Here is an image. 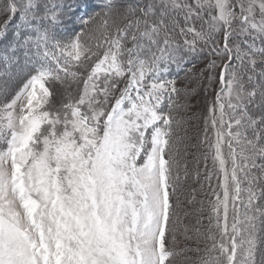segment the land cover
Wrapping results in <instances>:
<instances>
[{
    "label": "snow or ice",
    "instance_id": "1",
    "mask_svg": "<svg viewBox=\"0 0 264 264\" xmlns=\"http://www.w3.org/2000/svg\"><path fill=\"white\" fill-rule=\"evenodd\" d=\"M0 264H264V0H0Z\"/></svg>",
    "mask_w": 264,
    "mask_h": 264
},
{
    "label": "trees",
    "instance_id": "2",
    "mask_svg": "<svg viewBox=\"0 0 264 264\" xmlns=\"http://www.w3.org/2000/svg\"><path fill=\"white\" fill-rule=\"evenodd\" d=\"M205 63H206V61L203 58H201L194 63V66L189 65L188 67L192 68V73H191V75H188V76H186L184 71L174 70L173 75H175L176 72L179 71L178 86L197 88L199 90L200 82L202 80V77L199 75V73L204 69ZM190 115H191V113H190ZM194 125L195 124L193 122L192 126L194 127ZM193 135H195V132H193ZM199 198H202V197H199Z\"/></svg>",
    "mask_w": 264,
    "mask_h": 264
},
{
    "label": "rangeland",
    "instance_id": "3",
    "mask_svg": "<svg viewBox=\"0 0 264 264\" xmlns=\"http://www.w3.org/2000/svg\"><path fill=\"white\" fill-rule=\"evenodd\" d=\"M218 85L213 84V89H217ZM210 96H206L204 92L197 91V94L191 97V104L193 105L192 112L195 113V115L192 117L191 123L194 122V127H192V134L195 132L197 134L200 129L202 128V118L204 114L205 109V101L210 100Z\"/></svg>",
    "mask_w": 264,
    "mask_h": 264
}]
</instances>
